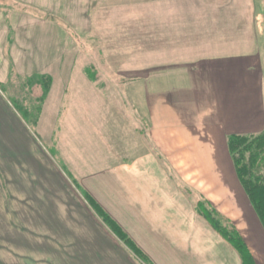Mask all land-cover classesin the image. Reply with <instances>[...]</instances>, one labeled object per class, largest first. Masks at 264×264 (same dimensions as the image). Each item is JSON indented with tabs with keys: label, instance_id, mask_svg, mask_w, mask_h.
<instances>
[{
	"label": "rangeland",
	"instance_id": "1",
	"mask_svg": "<svg viewBox=\"0 0 264 264\" xmlns=\"http://www.w3.org/2000/svg\"><path fill=\"white\" fill-rule=\"evenodd\" d=\"M262 17L264 0H0V264H33L29 254L50 256L51 264H125L127 255L150 264L91 206L56 134L74 127L68 119L86 102L102 113L100 125L112 107L137 112L140 76L161 62L192 60L216 46L219 34L264 44ZM35 73L53 78L36 125L10 101L39 105L41 87L26 84ZM50 210V225L61 229L48 249L32 225Z\"/></svg>",
	"mask_w": 264,
	"mask_h": 264
},
{
	"label": "crops",
	"instance_id": "2",
	"mask_svg": "<svg viewBox=\"0 0 264 264\" xmlns=\"http://www.w3.org/2000/svg\"><path fill=\"white\" fill-rule=\"evenodd\" d=\"M239 39L228 42L219 34L216 46L192 60L155 65L153 74L138 79L137 112L123 107L116 114L112 107L100 125L102 113L86 102L88 107L78 105L74 121L68 119L74 127L65 125L56 134L64 165L74 167L84 190L150 264H264V227L228 149L230 135L264 131V44L257 37ZM199 205L239 231L245 262ZM51 214L32 225L42 231L48 249L52 232L61 229L60 223L52 228ZM35 255L29 254L33 264L52 262L50 256L36 260ZM127 256L125 264H136Z\"/></svg>",
	"mask_w": 264,
	"mask_h": 264
},
{
	"label": "trees",
	"instance_id": "3",
	"mask_svg": "<svg viewBox=\"0 0 264 264\" xmlns=\"http://www.w3.org/2000/svg\"><path fill=\"white\" fill-rule=\"evenodd\" d=\"M52 80V76L46 73H35L32 77L27 78L26 84H28V86L30 85L32 87L34 85H39L42 89V95L37 99V103L38 100L40 102L39 105H33L31 101H28L26 103L27 105L24 106L15 97L10 100L15 109L28 124H37L41 105L48 95ZM36 111L37 114L34 115ZM228 149L234 163L237 177L264 227V131L257 134L230 135L228 137ZM78 186L87 194L86 196L91 206L97 211L100 217L103 218L105 223L112 228L114 233L126 242L130 248L136 249L141 256L146 258V255L137 246L134 240L112 217L109 216L96 199L87 191L83 190L79 184ZM198 209L210 220L216 230L240 251L245 262L246 246L239 231L232 224L229 225L230 227H228V229L223 227L221 225L220 216H217L212 209L204 205H199Z\"/></svg>",
	"mask_w": 264,
	"mask_h": 264
}]
</instances>
